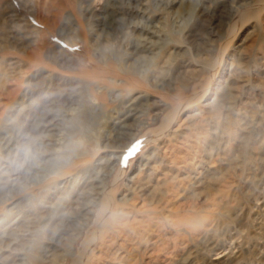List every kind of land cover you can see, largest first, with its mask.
Instances as JSON below:
<instances>
[{
  "label": "rangeland",
  "instance_id": "374dc122",
  "mask_svg": "<svg viewBox=\"0 0 264 264\" xmlns=\"http://www.w3.org/2000/svg\"><path fill=\"white\" fill-rule=\"evenodd\" d=\"M0 181V264H264V0H0Z\"/></svg>",
  "mask_w": 264,
  "mask_h": 264
},
{
  "label": "bare ground",
  "instance_id": "6f19581e",
  "mask_svg": "<svg viewBox=\"0 0 264 264\" xmlns=\"http://www.w3.org/2000/svg\"><path fill=\"white\" fill-rule=\"evenodd\" d=\"M104 70V69H103ZM101 73V72H100ZM102 74V73H101ZM2 176V175H1ZM2 178V177H1ZM6 180V179H5ZM6 183L7 181H0V183ZM3 186V185H2ZM4 187V186H3ZM1 189V188H0ZM16 226V225H15ZM9 234V226L5 227L0 237H6Z\"/></svg>",
  "mask_w": 264,
  "mask_h": 264
}]
</instances>
